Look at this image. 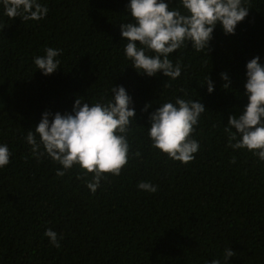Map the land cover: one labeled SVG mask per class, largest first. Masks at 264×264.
Wrapping results in <instances>:
<instances>
[{
    "label": "trees",
    "instance_id": "16d2710c",
    "mask_svg": "<svg viewBox=\"0 0 264 264\" xmlns=\"http://www.w3.org/2000/svg\"><path fill=\"white\" fill-rule=\"evenodd\" d=\"M38 2L48 13L28 21L9 20L0 3V145L11 153L0 168V264H264V160L232 148L225 131L229 115L248 103L246 63L259 56L264 65V0H242L249 13L235 34L218 22L207 54L190 41L170 53L182 66L175 80L138 72L126 58L121 25L135 23L130 0ZM164 2L185 11L181 0ZM48 47L63 51L57 70L44 75L34 58ZM116 85L135 110L128 163L92 193L93 173L74 165L57 176L62 166L46 153L33 156L26 136L43 112L71 113L77 97L106 103ZM177 97L206 109L190 137L199 150L187 164L154 148L148 136L150 113ZM142 181L158 190L138 189ZM46 229L62 236L59 248ZM228 248L235 255L225 260Z\"/></svg>",
    "mask_w": 264,
    "mask_h": 264
},
{
    "label": "clouds",
    "instance_id": "9594fccd",
    "mask_svg": "<svg viewBox=\"0 0 264 264\" xmlns=\"http://www.w3.org/2000/svg\"><path fill=\"white\" fill-rule=\"evenodd\" d=\"M0 3L9 20L14 17L25 21L41 20L49 11L38 0H0ZM181 5L185 11L169 9L164 0H130L128 7L135 23L122 24L121 36L127 41L124 49L126 58L132 60V67L138 72L148 76L162 72L172 80L179 78L182 66L179 61L173 64L169 59L170 53L185 47L186 42L190 41L197 52L207 54L218 22L225 34H235L236 26L249 13V7L244 6L242 0H181ZM3 26L0 25V28ZM62 51L46 48L45 55L34 58L36 68L44 75L53 73L60 65L57 57ZM149 52L153 55H149ZM220 75L228 81L226 73ZM246 77L244 88L248 103L238 116L229 115L225 131L229 133L232 148L246 149L264 160V65L260 63L259 56L246 63ZM204 82L211 93L214 90L213 82L208 77ZM223 87L228 88L229 84ZM111 95L110 101L95 104L82 103L77 97L72 112L63 115L45 111L35 130H29L26 136L33 156L39 160L46 153L62 166L56 171L57 176L65 175L74 165H79L85 174L93 173L92 180L87 182L92 193L96 192L106 174L119 176L128 163L127 133L135 110L130 107L132 99L123 86H113ZM149 106L145 105L142 111ZM205 110L200 100L180 97H177L175 104L165 102L160 105L149 116L148 136L152 146L172 160L190 163L200 147L198 141L190 137ZM10 155L8 146L0 145V168L9 164ZM137 187L151 193L158 190L150 182L142 181ZM44 235L51 245L57 248L61 246L62 236L58 237L52 229H46ZM224 255L228 260L235 255V251L228 248ZM211 264H220V261L213 260Z\"/></svg>",
    "mask_w": 264,
    "mask_h": 264
}]
</instances>
